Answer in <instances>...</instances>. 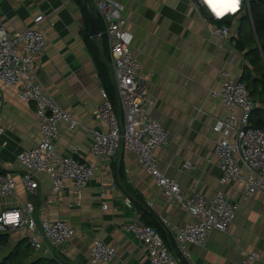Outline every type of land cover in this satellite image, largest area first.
Segmentation results:
<instances>
[{
  "label": "crops",
  "instance_id": "1",
  "mask_svg": "<svg viewBox=\"0 0 264 264\" xmlns=\"http://www.w3.org/2000/svg\"><path fill=\"white\" fill-rule=\"evenodd\" d=\"M92 1L87 0V6L99 19ZM116 1L124 7L128 29L134 36L133 50L151 95L148 114L170 132L169 142L155 149L159 168L175 178L185 194H192L196 188L207 197L223 192L238 205L235 219L226 231H211L202 246L187 244L190 257H183L175 248L174 230L192 222V215L166 200L133 152L120 148L110 161L90 153L89 130H106L107 125L95 115L102 84L82 39L89 31V21L86 30L79 6L72 0H0V15L10 32L25 29L38 14L45 15L40 26L48 42L39 61L38 80L43 90L78 121L74 129L60 125L55 149L95 168L94 176L77 195L67 181L46 207L45 198L52 190L50 177L39 173L36 190H27L16 158L19 151L40 140L35 104L19 100L15 88L0 83V172L11 173L15 179L13 195H0V212L30 201L38 222L60 219L75 231L68 241L52 247L51 255H44L29 244L27 229L10 228L0 233L7 238L0 243V264H148L142 243L123 229L134 220L153 226L182 264H242L243 255L245 264H264V193L255 192L244 199L241 182L221 184V170L213 156L219 135L212 126L227 112L211 92L226 79L223 69H228L229 78L240 79L244 65L249 66L244 53L251 46L237 48L235 59L229 63L227 43L207 31L191 0ZM241 23L242 18L235 25L239 39ZM89 37L112 79L105 37ZM251 98L261 110L252 111L250 123L258 126L251 120L261 121L263 127L264 94L257 92ZM185 162L192 168H184ZM124 199L131 201L132 208ZM94 239L114 247L115 255L109 262L91 261ZM248 255L253 258L248 259Z\"/></svg>",
  "mask_w": 264,
  "mask_h": 264
},
{
  "label": "built area",
  "instance_id": "2",
  "mask_svg": "<svg viewBox=\"0 0 264 264\" xmlns=\"http://www.w3.org/2000/svg\"><path fill=\"white\" fill-rule=\"evenodd\" d=\"M92 3L102 25L98 35L107 41V64L119 112L101 87V102L95 115L107 125V129L89 130L90 153L105 161H110L120 148L136 155L139 165L154 179L166 200L178 204L194 218L192 222L175 229L173 235L176 250L189 259L187 244L202 246L211 231H226L235 219L238 205L221 191L213 197L205 196L199 188L192 194H185L178 181L159 168L155 149L169 142L170 132L148 114L151 95L141 74V62L133 50L134 36L128 29L124 7L116 0H93ZM191 5L200 15L207 31L227 43L229 63L236 57L239 40L235 28L237 21L247 16L255 35L249 0H239L234 11L230 10L228 0H191ZM44 17L42 13L38 14L25 29L10 32L0 15V83L15 88L19 100L35 104L40 140L33 147L19 151L16 158L23 170L21 182L27 190H36L39 173H46L50 177L51 195L45 198L44 203L47 207L67 181L72 183L77 195L92 179L95 168L73 156H64L55 149L60 125L74 129L78 121L43 90L38 80L39 61L48 42L40 26ZM227 18H230V22L226 21ZM222 74L226 79L211 92V96L221 102L227 114L212 126L219 135L213 147V156L221 170L219 182H241L242 197L246 199L255 192L264 193V126L250 123L251 113L257 105L244 82L229 78L228 69H223ZM183 167L190 169L192 165L185 162ZM14 188L13 175L0 172V195L11 196ZM124 204L132 208L129 199H124ZM102 208L106 209L107 204L103 203ZM34 211V204L30 201L20 207L1 211L0 233L10 228H25L28 230L29 244L44 255H51L52 247L68 241L75 231L60 219L45 218L38 222ZM160 219L165 226H169L166 218ZM123 229L142 243L148 264H182L153 226L134 220L125 224ZM114 255L113 246L99 239L92 241L90 258L93 263L109 262ZM247 257L252 259L253 255ZM246 259L243 255L242 264Z\"/></svg>",
  "mask_w": 264,
  "mask_h": 264
},
{
  "label": "trees",
  "instance_id": "3",
  "mask_svg": "<svg viewBox=\"0 0 264 264\" xmlns=\"http://www.w3.org/2000/svg\"><path fill=\"white\" fill-rule=\"evenodd\" d=\"M72 1L77 6H79L83 17L84 25L86 26V30H88V20L85 10L82 6V0H72ZM249 7H250L254 32L258 41V45L254 44V36L252 35L253 39H252V44L250 45L251 47L247 49V51H245L244 53V56L249 63V66L244 65L239 80L244 82V84L249 90L250 96H253L257 92L261 96L262 94H264V0H249ZM244 19L249 20L247 16H243L242 21ZM96 20L98 27L101 30L102 25L99 19ZM82 39L97 67L98 76L100 78L102 87L106 90L107 95L111 100V102L115 104L116 95H115L114 83L113 80L110 78V74L108 72L107 66L103 62H101L99 58V50L95 41L89 37L87 31L83 34ZM244 47H246L245 41L243 39H239L237 43V48H239L240 50L243 49ZM261 102H264V100H261ZM257 109L261 110L260 108H255L253 111H257ZM251 122H254L255 125L258 126L262 125L261 121L251 120ZM6 239H7L6 237L3 238L0 237V243L5 242Z\"/></svg>",
  "mask_w": 264,
  "mask_h": 264
},
{
  "label": "water",
  "instance_id": "4",
  "mask_svg": "<svg viewBox=\"0 0 264 264\" xmlns=\"http://www.w3.org/2000/svg\"><path fill=\"white\" fill-rule=\"evenodd\" d=\"M82 6L85 10L87 19L89 21V31L88 34L91 37H96L98 33L100 32V29L98 27L97 21L93 15L92 10L87 6V0H82ZM227 22H230V18L226 19Z\"/></svg>",
  "mask_w": 264,
  "mask_h": 264
},
{
  "label": "rangeland",
  "instance_id": "5",
  "mask_svg": "<svg viewBox=\"0 0 264 264\" xmlns=\"http://www.w3.org/2000/svg\"><path fill=\"white\" fill-rule=\"evenodd\" d=\"M251 31L252 29H251L250 21L247 19H244L242 21V26H241V36H242V39L245 41L246 45L252 44L253 32L251 33ZM254 41H255V37H254Z\"/></svg>",
  "mask_w": 264,
  "mask_h": 264
},
{
  "label": "snow or ice",
  "instance_id": "6",
  "mask_svg": "<svg viewBox=\"0 0 264 264\" xmlns=\"http://www.w3.org/2000/svg\"><path fill=\"white\" fill-rule=\"evenodd\" d=\"M230 3V10H235L236 5L239 3V0H228Z\"/></svg>",
  "mask_w": 264,
  "mask_h": 264
}]
</instances>
